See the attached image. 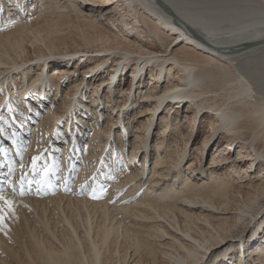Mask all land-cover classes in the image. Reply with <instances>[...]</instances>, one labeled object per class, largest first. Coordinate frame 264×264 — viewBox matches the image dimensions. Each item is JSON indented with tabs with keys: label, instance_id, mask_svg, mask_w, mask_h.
<instances>
[{
	"label": "bare ground",
	"instance_id": "6f19581e",
	"mask_svg": "<svg viewBox=\"0 0 264 264\" xmlns=\"http://www.w3.org/2000/svg\"><path fill=\"white\" fill-rule=\"evenodd\" d=\"M27 46L38 59L32 66ZM83 52L102 56L71 70L68 57ZM56 56L61 65L45 75L48 57ZM108 61V72L98 71ZM125 69L129 85L117 86V96L110 85L104 98L77 95L86 75L103 76L95 94ZM65 79L71 80L61 94ZM133 85L139 91L130 97ZM3 99L0 120L10 114L6 123L18 127L9 131V149H17L20 131L19 137L30 134L24 163L31 168L32 157L46 149L53 169L59 143L65 177L75 157L81 164L67 192L9 197L15 207L7 234L0 232V264H264V0H0ZM113 99L117 108L137 105L136 117H143L129 154L121 151L128 127L115 131L119 119L108 108ZM146 137L160 138L155 155ZM197 137L196 159L183 170ZM210 150L205 167L201 156ZM88 180L99 186V199L91 198L96 186ZM251 227L240 251L210 263Z\"/></svg>",
	"mask_w": 264,
	"mask_h": 264
},
{
	"label": "rangeland",
	"instance_id": "374dc122",
	"mask_svg": "<svg viewBox=\"0 0 264 264\" xmlns=\"http://www.w3.org/2000/svg\"><path fill=\"white\" fill-rule=\"evenodd\" d=\"M69 43H71V42H69ZM83 49H85L84 47H83ZM27 50H28V57L29 58H32V60L31 61H29L27 64L28 65H33V64H35V63H37V61H38V59H36L35 58V55H34V53H33V48L32 47H30V46H27ZM72 50V49H71ZM98 54H96V53H90V52H83V53H76V54H73L72 56L70 55L69 57H68V59L70 60V62H69V64H67V66L68 67H71V70L72 69H74L75 68V66L76 65H79V64H82L83 63V60L84 59H91V58H95L96 56H97ZM79 56H83L80 60L78 59L79 58ZM93 56H95V57H93ZM98 56H102V54H100V55H98ZM49 58V59H48ZM47 59H48V61H49V63H47V64H45V66H44V74L46 75V71H47V74H51L53 71H52V68L53 67H55V66H58V65H61V61H62V58L60 57V56H56V57H48ZM78 59V60H77ZM41 60V59H40ZM42 60H43V58H42ZM54 62V63H53ZM56 63V64H55ZM64 64V63H63ZM49 65V66H48ZM51 65V66H50ZM109 66L110 65V62L108 61L107 63H105L104 65H103V67L101 68H99L100 70H98V71H105L104 73H107L108 71H106L108 68H107V66ZM106 67V68H105ZM46 68V69H45ZM104 68V69H103ZM34 69H36V67L34 68ZM77 69V68H76ZM82 70V69H81ZM124 71H125V73H124ZM99 73V72H97V71H94V72H92V73ZM103 74V73H102ZM125 74V75H124ZM128 69H125V70H123V73H122V76H120V74H117V76H116V78L115 79H113V78H109L108 79V82L109 83H103V84H101L99 87H98V91H97V93H95V94H93V84L95 85V84H99L98 82H97V79H99L101 76L100 75H97V74H93L92 76H91V74L90 75H84L85 76V79H83V82H82V84H81V86H80V90H78V96L80 95V91L82 92V93H84L85 92V90H86V96H91V95H93V96H96L97 98L96 99H99L100 97L101 98H104V96H105V93H106V91L108 90V87H109V85L110 86H113V88H112V91H110V93H114L115 94V96H117L116 94H117V91H118V87H119V89L124 85L125 87H127V85H129V80H128ZM19 76H20V74H19ZM29 76H31V75H29ZM29 76H27V77H29ZM144 76V75H143ZM27 77H22V78H27ZM77 77H82L81 75L80 76H77ZM103 77V76H102ZM101 77V78H102ZM118 77L120 78V79H118ZM146 77L148 78V76L146 75ZM106 78V77H105ZM108 78V77H107ZM18 80H20V79H16V81H18ZM26 80H28L29 81V79H26ZM71 79H65L64 80V82L62 83V91H60L61 92V94H63L64 93V91H66V90H68V82L70 81ZM100 80V79H99ZM136 81H137V78L135 79V83H136ZM119 82V84L117 85V83ZM5 84V83H4ZM133 84H134V81H133ZM116 85V86H115ZM118 86V87H117ZM143 89H141L142 90V93L141 94H143L144 93V91L148 88V86H149V84H148V79H145V81H143ZM83 87V89H81ZM110 88V87H109ZM66 89V90H65ZM117 89V90H116ZM115 90V91H114ZM114 91V92H113ZM138 89L136 88V86H132V88H131V94H130V97H133L134 96V94H136L137 95V93H138ZM135 92V93H134ZM59 96V98H60V95H58ZM92 96V97H93ZM77 97V96H76ZM84 98V97H83ZM90 98H87V100H89ZM131 99V98H130ZM86 100V99H85ZM89 102V103H88ZM89 106L91 105V102L90 101H87L86 102ZM96 104L95 105H97V103H98V101H96L95 102ZM129 103H130V101H129ZM127 104L126 106H123L122 108H117V105H116V102H115V100L113 99V101L111 102V104L113 105V108L112 107H108L109 108V110H112L113 109V113H112V115H113V118L114 119H116V117H118V119H119V121H118V128L117 129H115V131H119V132H121V130H122V125L125 123L126 125V127H128L127 128V130H126V132H125V135L123 134L122 136H123V148H121L122 150V152L123 153H125V154H129V152H130V150H131V148H132V146H133V140H134V126L135 125H137V124H139V121H140V119H142L143 117H136V113L138 112V108H136L137 107V105H133V107H131L130 106V104ZM33 104H35V103H33ZM36 105V104H35ZM45 105V104H44ZM44 105H42V104H40L39 105V108H40V111H44V109H45V107H44ZM94 105V106H95ZM99 105H101V103H99ZM115 105V106H114ZM4 107H5V101H4V99H3V101H1L0 102V109L2 110L3 109V111H4ZM100 108V106L97 108V110ZM102 111H101V115L99 116V124L100 125H102V126H104L105 125V123H106V114H107V111H104L103 109H101ZM167 110H164L163 111V113L164 112H166ZM6 112V111H5ZM4 112V113H5ZM112 112V111H111ZM124 113V114H123ZM6 114V113H5ZM15 114L17 115V112H15ZM19 114V113H18ZM71 113H69L68 114V116L67 117H70L69 115H70ZM3 115V114H2ZM7 115V114H6ZM10 116H12V115H10L9 114V118H8V115H7V117H6V121L7 120H10V121H12L11 120V118H10ZM92 117V115L91 114H89V115H87L86 116V118L87 119H90V118ZM129 118V119H128ZM4 119V118H3ZM3 119H1L0 120V122H2V125L4 126H1V128L0 129H2L4 132H0V134H2V133H4L3 135H5V137L3 136V135H1L0 136V138L1 137H3V139H0V148H2V149H4V152L0 155V165H3L2 167H0V174H7L8 173V170H9V165H11V167L14 169V174L11 176V177H9L11 180H14V179H16V180H14V181H18L19 180V177H20V175H21V173H22V171H23V173H26L27 174V177H28V179H33V180H36V181H39V180H41L42 179V177H40L41 175H40V173L43 171V169L45 168V167H48V168H52V167H50V165L48 166V165H46L47 164V162L46 161H48V159H47V151H46V149L45 150H43L42 152H41V158H42V154H43V156H45V158H42V159H40L39 161H37V164H36V171H35V173L33 172V166L30 168V165H28L27 163H24L25 162V160H23L24 159V157H25V150H26V146H28V143L27 142H29V133H25L24 134V136L23 137H19V136H22L21 135V131L18 133V134H16L17 135V138L19 139V145H17L18 147H17V149H15L14 151H12L11 149H9L10 148V146H9V144H10V139H9V135H10V132H13L14 133V130H16V128H18L17 127V125L16 126H8V123H6V121L5 120H3ZM197 120H198V118H197ZM88 121V120H87ZM127 122V123H126ZM131 122V123H130ZM197 122V121H196ZM16 124V123H15ZM205 124L206 123H202L201 124V126L199 127V128H195V130H200L195 136H201L202 135V130L205 128ZM3 127V128H2ZM185 124L184 123H182L181 122V125L179 126V131H178V136L180 137V135H182L183 133H184V131H185ZM14 128V129H13ZM27 129V128H26ZM85 129L86 130H84L83 129V133L81 134L82 135V139H81V141H82V144L83 145H85L84 143H87V141H88V135H87V132H88V130H89V127L87 126V124L85 125ZM10 131V132H9ZM113 131H114V126H113V128H112V133H113ZM117 131V132H118ZM133 132V133H132ZM147 132L148 131H146V134H147ZM13 133H11V134H13ZM15 133H17L16 131H15ZM123 133V132H122ZM145 134V135H146ZM114 135V134H113ZM195 136H194V138H195ZM115 137H116V133H115ZM157 137H158V135H157ZM11 138V137H10ZM192 139H193V135H192V137H191ZM21 139V140H20ZM110 139H112V136H109V139L108 140H110ZM151 138L150 137H146V145L148 146L149 145V147L148 148H151V150H153V155H155L154 154V151H156V147H157V145H156V143H158V142H160V138L158 139H156L155 137H153V139L151 140ZM174 140V139H173ZM21 141H23V142H21ZM84 141V142H83ZM191 141L192 140H190V142H189V146L191 145ZM199 141H200V139H198V137H197V139L195 140V142L192 144V149H191V151H190V155L189 156H186L185 157V159L183 160V162L181 163V165L179 166L181 169H186V167H187V164H186V161H189V160H191V161H195V159H196V157H195V154H196V150H197V147L199 146ZM5 142V143H4ZM81 144V145H82ZM150 144H151V146H150ZM80 145V148H81V152H82V154L84 153V151H85V148H83L82 149V146ZM156 145V146H155ZM55 146H57V152H55L54 154V162H53V169H50L51 170V172H50V176H49V178L51 179V189H46V190H48V191H54V190H56V189H61V190H64L65 192H67L65 189L67 188V189H70L71 188V184L73 183V178L75 177V176H77V173L79 172V167H77V166H80V164L81 163H79L80 162V160H81V157H78V158H74L73 159V162L75 163V165H76V167H75V169L74 170H72L71 171V174H70V176L68 177H65L64 175V173L62 172V170L63 169H61V150H60V146H61V144H59V143H57V144H55ZM13 147V146H12ZM19 149H20V151H19ZM106 149H107V154H105V152H106ZM10 150V151H9ZM83 150V151H82ZM8 151V152H7ZM46 151V152H45ZM80 151V150H79ZM110 151V149L108 150V148H105V152H103V154H102V156L103 157H105V159L106 158H108L109 157V152ZM120 151V152H121ZM213 150H210L209 151V154L208 155H206V154H203V156H201V165H203V164H205V167L209 164V161H210V158L212 157V155H211V152H212ZM7 152V154H5ZM45 153V154H44ZM152 154V153H151ZM234 155L236 154V153H233ZM153 155H150V157L148 158L149 160L147 161V167H146V169H145V177H149L150 175H151V167L153 166V164H151L152 162H153V159H154V156ZM61 156V157H60ZM12 157V158H11ZM8 158L10 159V162H11V164H9V162H8ZM60 158V159H59ZM198 158V157H197ZM233 158H234V156H233ZM78 159V160H77ZM103 159V158H102ZM43 160V161H42ZM66 160V159H65ZM75 160H77V161H75ZM17 161H20V164H21V162L26 166L27 165V167H25V170H22V169H20L19 167H16V162ZM24 161V162H23ZM69 163H72V161H71V159H69ZM138 160H136V159H134V162H135V166H137V168L139 167V169L141 168V166L142 165H140V162H137ZM51 162V161H50ZM49 162V163H50ZM102 162V160L100 159V161H99V164ZM44 163H45V167H44ZM20 164H19V166H20ZM200 164V163H199ZM29 166V167H28ZM72 169V167H69V169L67 170V172L69 173L70 172V170ZM78 169V170H77ZM40 170V171H39ZM187 170V169H186ZM186 170H185V172H186ZM16 171L18 172L17 174H16ZM21 172V173H20ZM94 172H96V169H95V171ZM197 172H199L200 173V170L198 169L195 173H197ZM67 173V174H68ZM149 173V174H148ZM38 174V175H37ZM55 174V175H54ZM0 179H3L4 177L2 176V175H0ZM18 177V178H17ZM196 177H202V174H198V176H196ZM14 178V179H13ZM67 178V179H66ZM98 178V181H103V183H105V184H107L106 182H104V178H103V176H98L97 177ZM170 178V177H169ZM100 183V182H99ZM89 184H90V186L92 185V186H96V188H95V193L97 192V190H98V192H99V186L97 185V183H95V182H93V181H87V186H89ZM98 186V187H97ZM35 184L32 186V188H33V191H32V193L30 194V196L31 195H33V192H36L35 191ZM26 188H27V185H26ZM105 189H107V187H104V189H100V191L101 190H105ZM46 190L44 191V190H42V191H44V193H46ZM41 191V192H42ZM87 194L89 193V191H85ZM91 193H93V191L91 192ZM41 194V196L42 195H45V194H43V193H40ZM36 197V196H35ZM19 207V206H18ZM230 209V208H229ZM30 212V211H29ZM232 212L233 211H231L230 213H228V214H226V215H231L232 214ZM31 213V212H30ZM48 213V212H47ZM33 217V216H32ZM252 226V225H251ZM248 228H250V226L248 227ZM63 229H65V228H63ZM252 229V230H251ZM251 231H250V233L247 235V237H245V238H242V239H240V240H237V241H235V244H232L233 246H230V247H228V248H225V249H223V250H221V251H219V253H216L215 254V256L211 259V261H210V263L211 262H213L216 258V260L214 261V262H216V261H220V260H224V261H226V260H228V258H226V257H230V256H232V255H234L236 252H238V251H240L241 249H242V245H244V243L246 242L245 241V239L247 240V239H249V237L251 236V232H253V230L255 229V227L253 228V227H251ZM250 240V239H249ZM218 256V257H217ZM224 258H226V259H224Z\"/></svg>",
	"mask_w": 264,
	"mask_h": 264
},
{
	"label": "snow or ice",
	"instance_id": "6c2138e0",
	"mask_svg": "<svg viewBox=\"0 0 264 264\" xmlns=\"http://www.w3.org/2000/svg\"><path fill=\"white\" fill-rule=\"evenodd\" d=\"M3 130L0 129V132ZM0 152H3V149L0 148ZM41 159L40 156H34L32 157V166H33V172L36 171V164L37 161ZM3 165H0L2 167ZM21 169L24 168V164L21 162L20 164ZM51 170L48 167H45L43 171L40 173L42 179L39 181L28 179L26 173H21L19 180L14 181L9 179L14 174V169L9 165L8 173L0 174L4 178L0 179V232H5V229L7 228V224L5 223L6 219L13 215L14 213V201L10 199V196H24L26 192L28 194H31L33 191L32 186L35 184V191L36 194L39 195L42 190H46L48 187L51 186V179L49 178ZM27 185V188H26ZM66 191L69 189H65ZM103 193V190H101V194ZM93 199H99L100 196H97L95 194V189H93L92 197ZM5 234H7L5 232Z\"/></svg>",
	"mask_w": 264,
	"mask_h": 264
}]
</instances>
